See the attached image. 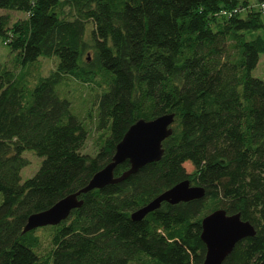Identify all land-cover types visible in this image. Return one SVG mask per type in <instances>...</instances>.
Segmentation results:
<instances>
[{
    "label": "trees",
    "instance_id": "16d2710c",
    "mask_svg": "<svg viewBox=\"0 0 264 264\" xmlns=\"http://www.w3.org/2000/svg\"><path fill=\"white\" fill-rule=\"evenodd\" d=\"M262 4L0 0V10L27 14L12 24L0 14V37L22 69L0 71V264H202L201 219L217 209L255 229L223 264H264V80L251 75L264 54ZM233 9L239 12L221 14ZM40 57L57 58L45 77ZM65 77L102 88L94 104L104 139L93 156L81 152L88 132L59 94ZM169 113L172 134L159 161L82 194V206L65 221L42 227L51 232L46 250L40 228L23 232L30 215L85 187L132 124ZM26 150L43 159L22 181ZM129 168L123 162L114 176ZM184 180L203 187L204 197L162 203L132 220Z\"/></svg>",
    "mask_w": 264,
    "mask_h": 264
},
{
    "label": "water",
    "instance_id": "95a60500",
    "mask_svg": "<svg viewBox=\"0 0 264 264\" xmlns=\"http://www.w3.org/2000/svg\"><path fill=\"white\" fill-rule=\"evenodd\" d=\"M173 122V113L163 114L152 120L136 121L116 145L111 161L95 173L85 187L65 196L49 209L30 215L23 232L59 225L73 210L82 206V200L79 199L82 194L121 183L147 164L159 161L163 155L162 142L172 134ZM125 161L129 162L130 168L115 177V168ZM204 195L203 187L194 186L190 181L184 180L133 212L131 218L140 221L147 214L159 209L162 203L175 205L202 199ZM201 228L200 238L206 247L202 264H223L238 242L255 235L254 227L243 221L240 214L228 215L223 209L205 215L201 219Z\"/></svg>",
    "mask_w": 264,
    "mask_h": 264
},
{
    "label": "rangeland",
    "instance_id": "374dc122",
    "mask_svg": "<svg viewBox=\"0 0 264 264\" xmlns=\"http://www.w3.org/2000/svg\"><path fill=\"white\" fill-rule=\"evenodd\" d=\"M252 4H256V0H249ZM254 9H258L257 5H253ZM0 14H7L10 16L11 24L24 20L27 18V14L23 12L13 10H0ZM246 14L243 13L242 16ZM91 27V24H89ZM16 52L12 51L9 44V39L4 40L0 37V71L3 69H9L15 74H18L22 69L16 63ZM92 56L91 52L87 54V57ZM37 65L39 66V75L45 77L53 71L57 65V58H44L38 59ZM37 72H33L31 79H28L29 87H33L37 81ZM35 75V76H34ZM253 77L264 80V54L260 55V60L256 68L252 71ZM59 94L62 98L68 99L72 104V111L83 122L88 136L81 149L84 154L94 155L104 138L101 137L102 132H98L95 128L96 121V96L102 91V88L96 86V84H83L70 77H65L64 82L59 86ZM105 136V135H104ZM22 157L25 158L28 165L25 166L20 173L22 181L32 177L39 169L42 159L37 156L33 151L26 150L23 152ZM184 167L188 173L193 171V166L190 162H186ZM50 229L40 228L36 231V235L41 238L42 248L46 250L49 247Z\"/></svg>",
    "mask_w": 264,
    "mask_h": 264
},
{
    "label": "built area",
    "instance_id": "2783aa9c",
    "mask_svg": "<svg viewBox=\"0 0 264 264\" xmlns=\"http://www.w3.org/2000/svg\"><path fill=\"white\" fill-rule=\"evenodd\" d=\"M261 8H264V4L261 5ZM238 12H239L238 9H233L232 11L223 10V11H221V14H222L223 16H228V17H230V16H232L233 14L238 13Z\"/></svg>",
    "mask_w": 264,
    "mask_h": 264
}]
</instances>
